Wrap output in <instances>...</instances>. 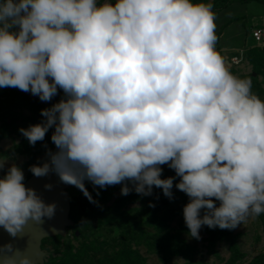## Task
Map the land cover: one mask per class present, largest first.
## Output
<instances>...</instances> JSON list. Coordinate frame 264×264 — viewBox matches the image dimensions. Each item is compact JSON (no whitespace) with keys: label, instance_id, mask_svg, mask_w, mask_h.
I'll use <instances>...</instances> for the list:
<instances>
[{"label":"clouds","instance_id":"obj_1","mask_svg":"<svg viewBox=\"0 0 264 264\" xmlns=\"http://www.w3.org/2000/svg\"><path fill=\"white\" fill-rule=\"evenodd\" d=\"M217 39L211 0H0V88L42 102L64 93L19 129L32 146L54 129L56 150L29 171L55 173L90 202L86 180L121 184L124 196L155 187L172 199L175 186L195 239L203 226L231 230L264 213V99L231 72ZM162 165L176 176L161 178ZM0 173L10 236L54 217L18 164L0 159ZM0 264L39 261L7 244Z\"/></svg>","mask_w":264,"mask_h":264},{"label":"rangeland","instance_id":"obj_2","mask_svg":"<svg viewBox=\"0 0 264 264\" xmlns=\"http://www.w3.org/2000/svg\"><path fill=\"white\" fill-rule=\"evenodd\" d=\"M216 1L218 0H211L212 3ZM193 2H201V0H193ZM214 9L216 8H213V12L218 37L216 50L224 57L234 75L249 79L251 83L264 89V65L261 66L260 73L255 75L254 81L249 77L250 73L254 75L253 62L259 58L260 49L264 47V4L255 1H236ZM257 28L261 29L259 42L252 39V31ZM234 57L236 62L232 61ZM63 97V91L58 90V94L51 101L42 102L37 96L19 89L0 88V159H9V163L18 164L25 177L31 173L29 171L31 165L47 158L49 149L52 151L56 149L52 141L38 142L35 146L30 145L19 129L40 123L44 119L40 115L41 110L51 107ZM53 130L49 129L50 132ZM173 175L176 176L175 173ZM176 179L175 183L179 182ZM121 187V184L104 189L94 185L89 186L87 190L89 193L90 189L92 191L95 199L94 207L97 211L95 213L89 211L88 207H92V204L86 206L77 202L73 203L72 213L79 214L82 223H78L79 226L76 228H68L66 239L61 237L49 242L43 249L47 252L45 259L48 261L47 257L50 256L57 262L67 253H75L82 242L88 243L93 238L102 241L105 238L102 233L107 229L109 236L117 237L119 230L125 226V219L118 215L117 208L114 207L115 203L122 198L120 197ZM185 196L187 197L186 194ZM166 201L154 204L159 214L166 213L174 206L173 202ZM216 204L219 206V201ZM139 205L140 201H131L130 204L122 207L123 215L135 212ZM84 215L86 217L83 218ZM178 222H180L178 218L171 221L168 233L186 237L195 245L194 261L191 264H254L256 257L264 255V221L261 215L255 218L249 217L245 223H241L235 229L222 230L228 238L236 242L238 247L236 252L230 248L231 240L219 237L218 234L213 236L214 229L205 226L204 230L203 226L200 229L201 238L195 239L190 237L189 233L179 231ZM140 252L145 257L144 264H163L159 256L147 248H141ZM170 264L187 263L181 258ZM261 264H264V261Z\"/></svg>","mask_w":264,"mask_h":264},{"label":"trees","instance_id":"obj_3","mask_svg":"<svg viewBox=\"0 0 264 264\" xmlns=\"http://www.w3.org/2000/svg\"><path fill=\"white\" fill-rule=\"evenodd\" d=\"M248 2L255 1L264 4V0H218L213 2V8L219 9L232 2ZM214 9V10H216ZM264 65V47L260 49L259 58L254 60L252 71L253 74H249V77L254 81L255 75L260 73L261 66ZM252 84V91L261 99H264V89L257 86L255 83ZM51 141V135L45 136L42 143ZM38 143V142H37ZM47 158L43 159L37 164L43 163ZM163 169L161 178L175 177L173 175L174 170L170 169L167 165L161 166ZM31 174V173H30ZM29 174V175H30ZM27 175L25 179L29 176ZM179 180V177L176 179ZM175 184V180H174ZM173 198L169 199L163 194L162 189L153 187L152 195L141 196L135 191L130 192L127 196L121 195L120 198L115 203V208H117V213L125 219V226L119 230L117 237L109 236L108 229L106 232L102 233L105 236L104 240L99 241L97 238H93L90 242H82L80 248L75 251V253H67L62 256L59 261H53V259L48 256V261L44 259V264H144L145 257L141 254V248L145 247L150 252H154L162 260L163 264H170L176 262L181 258L186 261L187 264H191L194 261L195 245L189 241L186 237L171 235L168 233L171 221H175L176 218L180 220L178 222L179 231L188 233V229L185 225L183 218V207L189 202V197L185 196V193L173 188ZM90 194L92 201L84 195L73 197L70 202L69 216L77 223L81 224V217L76 212L72 213L73 203L77 202L79 204H84L88 206L92 204V207H88L91 213H95L94 204L95 199L93 197L92 191L90 189ZM178 199V200H177ZM138 200L140 205L135 209L133 213H124L121 210L123 206L131 203V201ZM173 202L174 206L168 210L166 213L159 214L155 210L154 205L156 202ZM217 203V201H216ZM125 212V211H124ZM203 213V211H202ZM201 213V214H202ZM264 221V213L260 214ZM86 215L83 216V218ZM80 218V219H79ZM169 227V228H168ZM205 226L203 229L205 230ZM68 229V228H67ZM210 233L209 230H206ZM213 236L218 234L222 238H227L231 240L230 248L234 252L238 250L237 244L234 240L228 238L226 234L220 228H214ZM217 236V235H216ZM61 238L60 235L50 236L42 239L41 246L44 249L49 242L55 239ZM264 255H259L256 257L254 264H261Z\"/></svg>","mask_w":264,"mask_h":264},{"label":"water","instance_id":"obj_4","mask_svg":"<svg viewBox=\"0 0 264 264\" xmlns=\"http://www.w3.org/2000/svg\"><path fill=\"white\" fill-rule=\"evenodd\" d=\"M48 134L51 135L52 131H49ZM24 183L27 187L35 189L45 203H55L57 205L56 213L52 219L45 218L41 224L29 221L24 232L16 237L10 236L0 227V246L11 244L14 249L25 251V254L37 259L39 264H44L47 252L41 246L42 239L55 235L66 239L67 228L79 226L69 216L70 202L73 197H84V194L77 187L62 183L53 172L43 177H36L31 173ZM48 184L52 185L51 189L45 187ZM91 185H93L91 182L85 181L86 188ZM38 251H40V255L37 257L35 253Z\"/></svg>","mask_w":264,"mask_h":264},{"label":"built area","instance_id":"obj_5","mask_svg":"<svg viewBox=\"0 0 264 264\" xmlns=\"http://www.w3.org/2000/svg\"><path fill=\"white\" fill-rule=\"evenodd\" d=\"M252 39L256 42H259L261 40V29H255L252 31ZM233 62H236V57L232 59Z\"/></svg>","mask_w":264,"mask_h":264}]
</instances>
